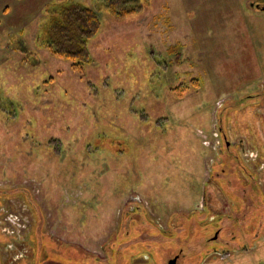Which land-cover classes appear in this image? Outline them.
<instances>
[{"label": "rangeland", "instance_id": "1", "mask_svg": "<svg viewBox=\"0 0 264 264\" xmlns=\"http://www.w3.org/2000/svg\"><path fill=\"white\" fill-rule=\"evenodd\" d=\"M50 1L0 0V264H264V12L103 8L77 70L36 38Z\"/></svg>", "mask_w": 264, "mask_h": 264}, {"label": "trees", "instance_id": "2", "mask_svg": "<svg viewBox=\"0 0 264 264\" xmlns=\"http://www.w3.org/2000/svg\"><path fill=\"white\" fill-rule=\"evenodd\" d=\"M100 7L81 0H52L43 9L36 38L77 70L90 61L89 42L101 29V11L106 8L116 20L141 12L151 0H98Z\"/></svg>", "mask_w": 264, "mask_h": 264}, {"label": "flooded vegetation", "instance_id": "3", "mask_svg": "<svg viewBox=\"0 0 264 264\" xmlns=\"http://www.w3.org/2000/svg\"><path fill=\"white\" fill-rule=\"evenodd\" d=\"M251 6H253L255 9H257V10H259V11H263L264 12V0H252L251 1ZM224 129V128H223ZM223 129H220L221 131L219 132L218 130H217V132H215L214 133V136L215 137H218L217 139V144H214V146L216 145V147H220L221 146V140L223 141V142H226V144L225 145H227V146H230L231 147V145H234V148H238V146L240 145V144H238V142H234V144H231V143H229V141H225V138L227 137L226 135H228L227 134V130H223ZM220 137V138H219ZM229 147V148H230ZM246 167H247V165H246ZM246 172L248 173V176L246 177L247 178V180H249V181H251V182H253L254 183V181L256 182V185H260L259 184V178L257 177V176H254V177H251L252 176V173H251V171L248 169V168H246ZM250 175V176H249ZM226 182L228 183V181L226 180ZM244 189V188H243ZM242 188H239V187H235L234 189L232 188V190L235 192V194H236V192L240 195V196H242L243 198H245V192L244 191H242L243 190ZM259 189V188H258ZM244 190H246V189H244ZM259 192L260 193H264V189L261 187V185H260V189H259ZM234 204V202H232L231 204H230V202H229V208H231L230 207V205H233ZM234 208H235V211H232V212H230L229 214H228V216L227 217H231V218H233V217H235L236 215H234L236 212H238L239 210L240 211H242L243 213L246 211V210H248V208H250L248 205H243V204H239V205H236V203H235V206H234ZM244 209H246L245 211H243ZM232 210V209H231ZM230 210V211H231ZM242 214V213H241ZM224 216V215H223ZM225 216V217H226ZM244 215H242L241 217H240V219H242V217H243ZM216 217H214L213 219H215ZM219 218H221V217H218V219ZM237 219V221L239 220V218H236ZM229 220V219H228ZM233 222L231 223V225H234L237 221H235V220H232ZM216 225H218V223L216 224ZM233 227V226H232ZM220 232V230L218 229V233ZM218 233L216 234V237L215 238H217V236H218ZM246 249H248L247 247H246ZM235 250H240V248H236ZM216 252L218 253V254H223V253H230V251H228V250H225V251H223V252H219V251H217L216 250ZM181 256V254H177V253H175L173 256H172V259L169 261V264H171V261L173 260V259H175V261H176V264H177V262H178V259H179V257ZM151 257L152 256H150V262L151 263H153V264H156V262L155 261H153L152 262V259H151Z\"/></svg>", "mask_w": 264, "mask_h": 264}, {"label": "water", "instance_id": "4", "mask_svg": "<svg viewBox=\"0 0 264 264\" xmlns=\"http://www.w3.org/2000/svg\"><path fill=\"white\" fill-rule=\"evenodd\" d=\"M171 264H176L175 259H173V260L171 261Z\"/></svg>", "mask_w": 264, "mask_h": 264}]
</instances>
